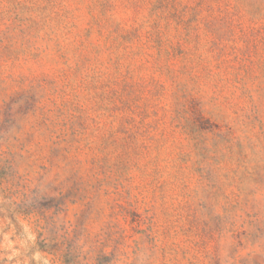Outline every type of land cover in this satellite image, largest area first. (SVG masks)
Returning a JSON list of instances; mask_svg holds the SVG:
<instances>
[{
    "label": "rangeland",
    "instance_id": "374dc122",
    "mask_svg": "<svg viewBox=\"0 0 264 264\" xmlns=\"http://www.w3.org/2000/svg\"><path fill=\"white\" fill-rule=\"evenodd\" d=\"M0 264H264V0H0Z\"/></svg>",
    "mask_w": 264,
    "mask_h": 264
}]
</instances>
